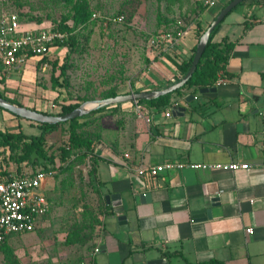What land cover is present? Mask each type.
I'll return each mask as SVG.
<instances>
[{"label":"crops","instance_id":"0c3cea01","mask_svg":"<svg viewBox=\"0 0 264 264\" xmlns=\"http://www.w3.org/2000/svg\"><path fill=\"white\" fill-rule=\"evenodd\" d=\"M225 2L217 6L222 9ZM212 8L201 13L202 26L220 10L210 13ZM216 38L231 43L224 72L217 75L226 78L224 84L173 94L165 108L139 104L141 117L134 100L113 103L119 105L95 114L101 115L94 125L101 138L90 156L103 205L98 236L85 256L90 264H148L161 258L166 264H264V0L239 3L220 23ZM196 43L193 28L167 55L153 49L155 58L135 90H162L177 82L183 76L172 60L187 59ZM38 60L33 57L10 70L0 66V91L22 106L35 107L39 94L31 97L26 90L36 71L28 88L23 76L29 65L38 69ZM189 94L194 98L186 100ZM176 108H183L180 115L172 113ZM168 110L170 116L165 115ZM0 111L13 118H6V127L23 125L25 118L18 121L9 111ZM168 161L246 162L250 169L184 167L154 178L134 171L139 164ZM46 185L47 195L48 180ZM145 192L150 198L141 201ZM114 193L120 195L118 206L105 198ZM47 198L42 229L50 226L52 203ZM120 215L125 218L119 220ZM247 228L253 232L246 233ZM14 235L20 234L5 241ZM96 246L99 250L93 253Z\"/></svg>","mask_w":264,"mask_h":264},{"label":"rangeland","instance_id":"374dc122","mask_svg":"<svg viewBox=\"0 0 264 264\" xmlns=\"http://www.w3.org/2000/svg\"><path fill=\"white\" fill-rule=\"evenodd\" d=\"M88 1L95 19L87 26L73 28L71 49H52L45 69L35 70L29 65L23 76V86L28 88L36 71L35 81L26 92L31 97L39 94V103L34 104L38 109L57 113L62 102L83 103L102 99L111 92L135 90L155 58L150 37L166 27L169 20L183 23L184 16L190 20L194 14L191 7L196 6L194 0ZM219 9L215 6L209 12ZM6 11L17 12L25 29H47L62 20L70 23V6L63 0L0 1V15ZM119 16L122 19L118 20ZM53 62H56L54 68ZM63 64L66 71L60 77L61 86L53 87L51 76H57ZM6 118L13 119L0 111V126L4 130L21 127L27 134L40 133L34 121L21 119L22 126L16 123L9 128L5 125ZM68 130L66 123L60 124L44 141V151L51 159L47 170V196L52 203L50 226L42 229L41 224L33 232L11 236L0 248V264H81L93 246L100 230L103 198L96 187L91 153L71 151L62 157L61 148L67 144ZM83 130L87 133V126ZM10 153L9 147L0 144V177L5 175L4 168L15 171L18 166L9 159Z\"/></svg>","mask_w":264,"mask_h":264},{"label":"trees","instance_id":"16d2710c","mask_svg":"<svg viewBox=\"0 0 264 264\" xmlns=\"http://www.w3.org/2000/svg\"><path fill=\"white\" fill-rule=\"evenodd\" d=\"M70 6V14L69 20L70 23L66 22L65 20H62L58 22L57 24H54L51 26V28L59 29V30H66L69 32L68 36L63 41H57L53 44L55 48L57 47H67L71 49L72 44L74 43V36L75 34L72 32L73 28L77 27H84L89 25L93 19H95L92 14V9L90 7L88 0H63ZM196 6L191 7L192 12H194L193 16L190 18V20H186V17L184 16V19L186 22H183L185 25H193L194 30L196 32L197 42L199 40L200 35L204 32L205 26L201 25V20L199 19L201 13L206 9L207 7L201 5L197 0H194ZM230 0L226 1L222 8L229 2ZM7 2L4 3H8ZM242 3V2H241ZM232 11V10H231ZM230 13V12H229ZM226 17V16H225ZM224 20V19H223ZM222 20V21H223ZM221 21V22H222ZM209 25V24H208ZM220 23L213 29V31L210 33V36L208 38V41L205 45L204 51L202 53V56L197 64V67L195 71L192 73L191 77L188 79V81L181 87L165 93L163 95H160L155 98L151 99H138L136 102L138 104H144L148 107H156V108H165L171 105L170 98L173 94L176 95H182L186 90L190 88L194 89H201L208 86L213 85L215 82L217 75L220 71L224 72L226 62L230 56L231 51V43L226 40V38L217 39L216 35L219 29ZM180 25H178L177 22L174 20H169L166 27H164L159 31H175L177 30ZM197 28V29H196ZM155 32V33H157ZM154 33V34H155ZM197 44V43H196ZM196 44L193 46L191 50V54L187 59H184L182 61H177L173 59V63L175 67L178 69L180 74L184 76L186 72L188 71L191 61L195 52ZM162 55H167L166 53H162ZM49 56H42L38 60L37 68L39 69L40 65L43 64L45 61L48 60ZM53 68L56 64V62H53ZM59 74L57 76H51L52 86L57 87L61 86L60 77L61 75L65 74L66 71V64L59 66ZM150 90V89H148ZM138 92L137 90L133 91H127L125 93H116L111 92L108 96L104 97H114L116 95L120 94H128L131 92ZM0 97L10 101L11 103L21 105L19 101H17L14 98H11L5 93L0 91ZM81 104L80 101H76L73 103H59L60 110L57 113L47 112L41 109H37L35 107H31L33 110H37L39 112H43L44 114H50V115H62L64 113L72 111L74 108L79 106ZM52 106H55V103L53 102ZM114 106H117V104H111L102 106L100 108L93 109L89 111L87 114H83L79 117L67 120L65 122H58V123H48V122H35V125L40 129V133L33 135V134H25L22 132L21 127L18 128L17 131L15 130H0V144L4 147H9L11 150L9 159L18 164L16 167L15 175L19 176L22 175L25 171L23 168L26 166L30 171L34 172L36 170H44L47 171L49 169V161L51 159L48 158L44 151V141L46 135L57 129L60 124H67L69 127L68 130V141L67 144L64 145L61 148V155L62 157H66L69 155L71 151L78 152V151H85L86 153H92L94 145L100 140L101 135L100 131H98L96 128H94V125H97L101 115L95 116V114L104 112L106 109H110ZM0 109H3L0 107ZM12 116L15 118H21L11 112H9ZM34 123V122H30ZM32 125V124H31ZM87 126V133L84 132V128ZM33 151H36L38 154V158H35L34 161L31 160V154ZM83 152V153H85ZM42 158L43 161L40 162L39 159ZM23 167V168H22ZM4 176L9 177L8 171L4 172ZM2 177V176H1ZM6 241H4L0 248L4 245ZM216 264H220L218 262H212Z\"/></svg>","mask_w":264,"mask_h":264},{"label":"built area","instance_id":"2783aa9c","mask_svg":"<svg viewBox=\"0 0 264 264\" xmlns=\"http://www.w3.org/2000/svg\"><path fill=\"white\" fill-rule=\"evenodd\" d=\"M2 3L8 0H0ZM201 5L211 8L222 1L227 0H197ZM94 16V13L92 14ZM122 19V16L117 18ZM179 27L175 31H159L150 37L149 45L158 53L169 52L191 30L193 25H185L178 22ZM68 36V31L55 28L25 29L22 28L20 18L15 11H6L0 15V66L4 70L20 67L33 57L41 58L49 56L54 43L63 41ZM47 67L45 61L41 68ZM226 82V78L217 77L214 84L220 85ZM137 114L141 117L140 105L134 100ZM176 107V106H175ZM174 107V108H175ZM170 116L169 110L165 112ZM144 119L150 121V116ZM184 167L191 169H222V170H249L250 164L246 162L227 163H197V162H164L150 166L137 165L134 171L138 176L154 178L161 173L180 170ZM264 170V164L261 165ZM9 177H0V246L7 236L24 234L35 231L41 225L42 218L49 210V200L46 195L49 173L44 170L34 172L25 170L22 175H15L9 170ZM246 233H252V228H247ZM99 247L93 249L98 252ZM81 264H90L85 259Z\"/></svg>","mask_w":264,"mask_h":264},{"label":"water","instance_id":"95a60500","mask_svg":"<svg viewBox=\"0 0 264 264\" xmlns=\"http://www.w3.org/2000/svg\"><path fill=\"white\" fill-rule=\"evenodd\" d=\"M242 1L243 0H230L222 9L219 10V12L216 14L214 19L209 23V25L205 28L204 32L200 35L199 40L196 44V48H195V52H194V55L191 61V65L188 71L186 72V74L182 78H180L177 82L166 87L165 89L131 92L128 94L116 95L114 97H107V98H102V99L85 101L81 103L79 106H77L76 108H74L72 111L64 113L62 115L44 114L43 112L33 110L29 107L11 103L10 101L2 97H0V107L21 118H25L29 121L58 123V122H65L67 120L79 117L83 114L88 113L89 111L93 109L100 108L105 105L118 103L122 101H128V100L155 98L165 93L171 92L183 86L188 81V79L191 77L192 73L195 71L197 67V64L202 56V53L204 51V48L208 41L210 33L219 23H221V21L225 18V16ZM208 89L209 88H202L200 91L201 92L208 91ZM192 98H194V95L189 94V96L186 97V100H190ZM88 103H93V104L90 106H87ZM181 111H183V108L172 109V113H176L177 115H180ZM35 158H38V154L36 153V151H33L31 154V160L34 161ZM39 161L42 162L43 159L40 158ZM105 198L107 200V203H111L114 206H118L121 204L120 195L118 193L107 195ZM149 198H150V194L147 192L140 194L141 201H144V199L148 200ZM124 218H125L124 215L118 216L119 220L124 219ZM148 264H166V260L163 258L156 259V260H152L148 262Z\"/></svg>","mask_w":264,"mask_h":264},{"label":"bare ground","instance_id":"6f19581e","mask_svg":"<svg viewBox=\"0 0 264 264\" xmlns=\"http://www.w3.org/2000/svg\"><path fill=\"white\" fill-rule=\"evenodd\" d=\"M92 104H93V103H88L87 106H90V105H92Z\"/></svg>","mask_w":264,"mask_h":264}]
</instances>
